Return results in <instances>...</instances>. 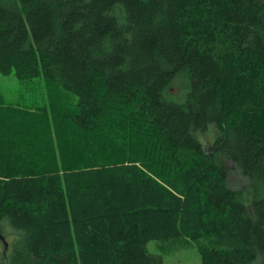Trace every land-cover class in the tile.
I'll use <instances>...</instances> for the list:
<instances>
[{
    "label": "trees",
    "instance_id": "16d2710c",
    "mask_svg": "<svg viewBox=\"0 0 264 264\" xmlns=\"http://www.w3.org/2000/svg\"><path fill=\"white\" fill-rule=\"evenodd\" d=\"M12 73L73 108L22 130L0 93V223L19 234L0 264H164L193 246L201 264H264V0H0Z\"/></svg>",
    "mask_w": 264,
    "mask_h": 264
},
{
    "label": "rangeland",
    "instance_id": "374dc122",
    "mask_svg": "<svg viewBox=\"0 0 264 264\" xmlns=\"http://www.w3.org/2000/svg\"><path fill=\"white\" fill-rule=\"evenodd\" d=\"M47 87L46 83L41 79H35L34 81L19 80L14 73L10 75L0 74V93L4 95L5 102L10 105L9 112L15 117V125L19 126V129L27 130L28 128L34 129L36 126H43L44 124L50 126L53 123L51 118L52 104L55 105L58 102L65 111H71V100L67 95L60 94L57 98L56 92ZM40 107V108H39ZM41 108H45L49 113L46 119L39 117L38 114H42ZM51 108V109H50ZM33 116V117H32ZM46 116V115H45ZM30 125V126H26ZM64 130L67 140L69 142H75L76 130L70 128L68 125L65 126ZM44 128V126H43ZM216 135L215 127H210L206 132L198 133V137L204 143V146L209 148ZM21 143V142H20ZM25 144L22 147L25 148ZM229 171V184L233 189L245 190L246 197L250 198V182L241 171L235 167L231 162H228ZM153 183L156 187H160L166 191L167 205H173L174 200L181 199L180 207H184V195L181 197L176 195L175 190L165 180H154ZM188 195V194H187ZM19 234L13 230L8 222L3 221L0 223V262L4 256L5 247H8L10 243L17 240ZM8 245V246H7ZM148 248L153 253H159L156 242H151ZM164 264H201V255L197 248L190 247L179 250L171 256H166Z\"/></svg>",
    "mask_w": 264,
    "mask_h": 264
}]
</instances>
